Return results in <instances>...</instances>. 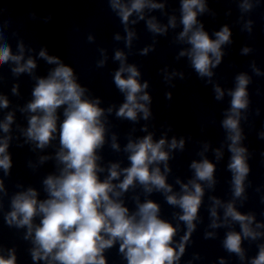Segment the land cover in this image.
Masks as SVG:
<instances>
[{
    "label": "clouds",
    "instance_id": "clouds-1",
    "mask_svg": "<svg viewBox=\"0 0 264 264\" xmlns=\"http://www.w3.org/2000/svg\"><path fill=\"white\" fill-rule=\"evenodd\" d=\"M110 8L120 18L126 33L125 46L131 47L135 36L128 28L129 23L135 24L144 20L145 9L163 10V3L154 0H108ZM260 0H238V8L243 15L251 12L258 6ZM206 0H180V24L182 31L176 37L177 41L189 45L187 50L181 51L178 57L187 56L190 66L197 76L205 79L206 83L213 84L215 75L213 69L222 63L225 55L222 46L233 43L230 28L225 25L212 36L204 30V25L198 21V15L209 12ZM136 15V20L130 17ZM148 30L154 35H163L167 28L156 22L155 17L146 21ZM253 21L243 24L242 31L252 33ZM176 17H169L168 27L175 28ZM92 37H89L91 41ZM119 41L121 37L115 36ZM24 45H17V53L12 52L6 41L3 28L0 27V66L8 63L15 65L11 69L14 76L22 73L31 75L36 69V61L29 57L24 59ZM102 55L104 50H100ZM149 48L141 51L146 55ZM253 51L249 46L241 49V55H248ZM39 56L50 65H55L47 76L35 77L36 83L32 90L33 99L28 102L21 112L30 113L27 117L28 127L22 129L25 143H32L38 149H45L57 138L59 149L55 152L57 166L56 174H49L42 181L46 198L39 200L38 192L32 187L25 191H18L10 198V211L4 213V221L9 227L26 228L25 240H30L33 247L29 250L35 264L44 261L45 264H107L105 250L111 249L119 243V253L126 259L127 264H178L185 251V243L195 230L194 221L198 218V211L204 196L206 184L214 189L217 183L214 172L216 165L207 158L192 161L190 168L194 173L187 183L180 185L181 191L174 193L172 186L167 183V173L170 172L168 161L170 152L185 148L184 138L175 137L169 142L166 138L154 140L151 133L137 138H129L123 151L127 153L128 167H121L119 163H110L107 176L101 179L100 173L105 168L98 163L102 157L98 152L106 143V113L111 114L113 107H100V99H89L86 96L88 89L77 82V76L72 67L64 64L56 56L48 55L42 49ZM114 60L120 61V67L114 72L113 82L120 93L124 95V102L116 110L118 119H126L133 123L138 122V114L148 120L151 116L149 105L151 97L147 93L148 83H141V75L135 65L126 64L125 54L115 51ZM106 57L97 62V67H104ZM256 76H264L255 61L250 64ZM173 76L177 73H172ZM183 79V73H179ZM165 76V80H169ZM252 77L246 72L238 73L234 77V87L227 90L219 84H213L214 98L222 101L227 94L230 97L229 107L224 111L221 126L226 132L225 140L230 153L227 170L231 172V193L233 200L222 204L216 197H210L212 206L209 208L212 223L210 227L217 228L238 223L240 232L228 231L223 240V247L230 254H235L241 261L245 258V251L241 247L242 239L255 241L264 236L258 229L264 228V223H255L253 213L242 214L235 207L234 201L247 200L245 195V181L250 173L248 163V149L242 146L246 138L241 128V120H248L250 97L248 86ZM18 95L17 86L12 89ZM171 99V94H166ZM9 101L0 96V108H8ZM63 109V120L58 128V110ZM259 115V109L256 110ZM13 114L9 113L0 123V130L10 132L13 123ZM147 132V126L141 129ZM264 139V130L259 134ZM11 136L0 138V169L4 176L10 174L12 159L7 149ZM22 146V145H20ZM167 146L168 151L165 150ZM110 147L119 152L115 133L111 136ZM208 144L204 145L207 151ZM203 156V152L198 153ZM219 161L223 153L220 149L214 152ZM51 157H40L43 164ZM163 164V172L159 165ZM31 167L32 165L29 164ZM122 177V179H121ZM118 181V183H114ZM140 185L145 194L153 191L162 192L166 203L180 209L177 218L182 221L187 233L182 242L173 247V239L177 228L160 216V205L151 199L140 202L138 196H133L135 211L129 210L122 199L130 189ZM21 187V185H17ZM8 195L3 178H0V210L3 208V198ZM264 201V197H262ZM224 209V225L218 224V208ZM39 218V223L34 220ZM212 233H206L205 238ZM258 255L251 259L250 264H264V244L258 245ZM0 264H17L15 249H9L5 257L0 254ZM220 264H225L223 260Z\"/></svg>",
    "mask_w": 264,
    "mask_h": 264
}]
</instances>
